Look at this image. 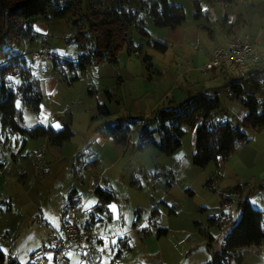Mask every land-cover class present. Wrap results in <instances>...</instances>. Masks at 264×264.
Listing matches in <instances>:
<instances>
[{"label":"rangeland","instance_id":"1","mask_svg":"<svg viewBox=\"0 0 264 264\" xmlns=\"http://www.w3.org/2000/svg\"><path fill=\"white\" fill-rule=\"evenodd\" d=\"M73 1L77 3L70 14L36 21L31 32L32 39L23 37L19 44L13 46V53L20 54L25 61V64H16L22 75L5 77L1 74L8 85L18 91L15 107L21 116L22 127L29 129L37 124L48 125L50 121L70 120L73 131V136L64 143L60 154L57 148L48 141L45 143L41 137L15 133L3 126L0 120V162L3 164L0 169V248L4 252L3 264H16L22 254L21 250H15L16 243L11 241V237L12 226L18 219L17 209L23 198H28L34 204L50 200L51 207L56 209L71 188L86 197L90 193L89 186L96 182L114 192V199L123 210V220H110L107 215H100L102 221L98 223L94 236L88 239L85 257L79 260L74 252H70L69 264L208 262L212 252L220 249L224 236L239 218V192L234 190L232 180L224 175L219 182L206 181L214 165L209 162L199 175L190 177L188 184L183 183V179L175 183L166 196L174 200V212H169L170 205L152 197L153 193L158 198L165 195L163 178L162 183H154L144 178L141 171V168L149 170L159 162L168 163L169 158L154 148L152 140L137 148L140 144L139 130L143 119L154 116L159 107L179 104L200 90L203 72L196 62L199 51L209 54L213 48L226 44L227 34H236L237 37L247 33L251 39H264V0H168L183 9L184 20L175 28L154 24L149 8L158 0H128L123 6L133 16L127 25L129 45L124 43L118 50L116 62L107 58H90L82 71L71 69L66 61L76 64L80 55L90 54L94 40L89 18L103 7L101 0ZM74 23L80 24L81 32L86 36L81 40L84 46L75 39L78 30ZM205 25L211 27L212 34L200 28ZM140 27L146 31V35L140 32ZM156 41L166 46L164 51L153 45ZM42 48L55 57L44 60L33 58V52ZM256 51L264 57V40L260 46H256ZM54 63L58 66L55 70ZM255 64L253 67L257 68V73L247 74L243 77L245 79H236L243 89L239 96L230 94L222 83L233 81L232 73L225 77L221 75V83L219 79L211 80L215 87L205 92L217 95L220 100L223 112L216 114L217 119H226L232 114L237 117L239 112L234 111L237 108L235 103L243 105L242 97L248 94L256 98L260 109V103L264 100V60ZM24 67L40 89L38 111L24 107L20 99L18 85L23 84V80H30ZM55 76L61 77V82L49 95L45 84ZM188 92L193 94L186 98ZM99 104H104L108 113L100 112ZM122 120L124 124L131 125L127 143L129 150L121 162L106 168L109 165L107 159L112 160L109 152L101 153L99 160L88 156L90 151L104 150V146L94 140L96 134L103 135L100 133L103 126ZM133 120L136 122L133 123ZM156 126L155 122L149 126L153 129L154 140H158ZM182 129V144L177 153L191 162L195 150V126L184 124ZM43 143L46 145L44 156L39 160L35 158V153ZM128 160L135 169L129 167ZM122 162H125L124 169L121 168ZM128 172L138 179L141 188L129 184ZM226 187L229 189L224 193ZM244 193L258 209L264 211V187L251 184ZM9 205L11 211L7 210ZM152 208L158 210L156 224L167 228L168 234L160 238H142L139 230L132 231L135 215H139L136 224L142 223ZM51 214L59 218L55 212ZM149 227L154 226L150 224ZM31 231L25 228L22 233V228L19 229L18 234L22 233L21 243L30 238ZM121 232L125 233L120 235ZM124 235L131 247L121 249L116 256L118 247L113 241ZM182 235L184 237L180 238ZM41 264L52 262L44 260ZM229 264H264V249L257 245L242 246Z\"/></svg>","mask_w":264,"mask_h":264},{"label":"trees","instance_id":"2","mask_svg":"<svg viewBox=\"0 0 264 264\" xmlns=\"http://www.w3.org/2000/svg\"><path fill=\"white\" fill-rule=\"evenodd\" d=\"M127 1H100L103 9L93 12L89 18L94 40L92 50L88 56L80 55L76 64L66 61L71 69L84 70L90 58L95 60L107 58L111 62H116L118 50L124 43L127 45L130 43L127 25L133 20V16L131 11L124 10L123 5ZM76 3L77 1L73 0H0V120L3 126L15 133L30 137H45L46 141L53 144H60L73 136L69 125L57 131L41 125L29 129L22 127L20 125L21 116L15 107V100L19 96L18 91L11 88L4 78L7 75H22L16 64H23L25 61L20 54L13 53V46L19 44L23 37L29 36L32 39L33 24L49 17H65L73 11ZM149 14L154 24L159 27L175 28L184 20L182 7L171 4L168 0L153 2L149 8ZM74 24L77 25L78 30L75 39L81 42V46H84L81 40L86 36L81 32L80 24ZM140 32L146 35L142 27H140ZM153 45L161 51L166 48L158 41ZM56 67L58 66L54 63L53 68L56 69ZM222 69L226 68L222 66ZM19 86L23 106L38 111L41 95L39 90H36L37 83L28 79L23 80V84L20 83ZM226 87L233 95L239 96L243 93L238 81L233 80L227 83ZM242 102L248 112L240 119L228 116L226 119H217L216 114L223 112L220 108V100L217 95L212 96L205 91L197 92L174 106L159 107L154 116L143 119L139 130L140 144L137 148H142L144 143L152 140L153 145L159 151L170 155L181 146V138L184 134L182 126L187 124L195 126V150L191 156L193 165L205 167L218 156L226 158L237 143L246 141L247 135L242 128L264 126V100L260 103V109L258 101L251 94L242 97ZM98 109L104 114L108 113L104 104H99ZM154 122L157 125L158 140L152 138L153 129L149 127ZM130 129L131 125L124 124L122 120L105 124L100 133L112 137L118 143L125 144ZM234 190L239 192L241 187L236 186ZM95 192L102 203L109 202L113 198V193L109 190L97 187ZM238 207L240 209L239 218L224 236L220 249L212 252L206 264H229L240 247L260 245L264 241V227H262L264 211L254 208L246 198L238 201ZM161 230L165 229L160 228L157 232L160 233ZM3 262L4 253L0 249V264Z\"/></svg>","mask_w":264,"mask_h":264},{"label":"crops","instance_id":"3","mask_svg":"<svg viewBox=\"0 0 264 264\" xmlns=\"http://www.w3.org/2000/svg\"><path fill=\"white\" fill-rule=\"evenodd\" d=\"M172 4L180 6L177 3H172ZM34 24H33V28H34ZM44 26L45 25H43V27ZM200 28H204L208 30L210 34H212L211 27H208L205 25V26H200ZM234 37H236V34H227L226 41L228 42ZM250 39H251V36H250ZM262 40L264 39L262 38L251 39V42L255 45V48H256L257 45L260 46V44L262 43ZM212 50L209 52V54H205L199 51L198 58L196 60L197 66L201 67L202 65H204V63L210 58ZM261 60H264V57L261 56L257 62ZM253 65H256V64L255 63L250 64L243 70L242 68L225 70V69H222V67L205 70L202 73V81H201L202 83L199 86L200 90H197L195 94L200 91H207L211 88H214L215 84L214 82H211V80L215 81L219 79L221 83V75L225 77L232 73L234 76V80L236 81V79L246 77L247 74L254 73V72L257 73L256 71L258 70L257 68H254ZM25 67H24V70L27 71ZM29 78H30V81H32L33 78L30 75H29ZM59 78L61 80V77L55 76L46 81L45 88L49 95L59 87L60 82H61ZM205 82L207 83L205 84ZM226 82L227 81L222 82L224 86H226ZM225 89L230 94L233 95V93L229 91L228 87H226ZM38 90L40 93L39 87H38ZM192 94H193L192 92H188L187 94L188 96L186 95V98L190 97ZM235 105L237 106V108L234 109V111L239 112V115L237 117L234 116L233 114L229 116L235 119H240L244 115L247 114L248 109L244 104L240 105L239 103H235ZM38 125H41L44 127H51L53 130L57 131L63 128L65 125L70 126V120L69 121H59V120L50 121L48 125L37 124L32 127H35ZM56 125H59V128H57ZM32 127H29V128H32ZM243 131L247 135L246 141L237 143L235 145L234 150L231 152V154H229L228 157L221 158L220 156H218L215 160L211 161L212 164L214 163L213 170L209 173L210 175H208V178L206 179V181L207 180L208 182L214 181L216 183L221 180V177L223 178V175L226 176L227 178L232 180L233 182L232 185L234 186V188L236 186L241 187V190L239 191V195H240L239 200L246 198L254 208H257V206L253 204L251 198L249 196H245L244 192L245 190L249 189V185L251 184H258L259 187H264V126H261L259 128L245 127L243 128ZM41 138L46 143V138L45 137H41ZM95 139L99 143L100 146H104V150L99 151V152L90 151L91 154L88 157L90 158L95 157L94 160H99V158L101 157V153L104 154V152H109L110 153L109 155H111L112 160L107 159V161L109 162V165L106 166V168H109L111 166L113 167L119 162H121L120 160L125 156V154H127L129 150L128 145H127V143L129 142V137H128L127 142L123 146H121L118 142H116L110 136H103L100 134H96L94 140ZM67 141L68 140H65L61 142L60 144H53V143H50L49 141L48 142L51 145H53V147L57 148L61 154L63 151L64 143ZM58 150L56 151L57 154H59ZM177 152H178V149L174 153L167 155L169 158L168 163L166 161L164 163L159 162L157 165L153 166V168L149 170L144 167L141 168V171L143 170V177L146 179L153 180V182L157 181L159 183H162L161 178H163L166 184L165 195H162L160 196V198H158L157 196H154L155 193H153L152 197L159 199L158 201L160 203H164L167 206L170 205L169 212H174V208L172 206V203L174 200L171 197H166V196L167 194H170L172 188L175 186V183H178L180 182V180L183 179V183L188 184L191 180L190 177L199 175V173L202 172V168H205V167H198V166L191 164L190 160H188L186 157L179 155ZM157 158H160V155H157ZM128 163H129V167H132L134 169L136 168L135 166H132L130 164V160H128ZM2 166L3 164L0 162V169L2 168ZM124 167H125V162H122L121 168L124 169ZM128 182L131 186L139 185V187L141 188V184H138V179L133 178L131 173L129 172H128ZM98 184L100 183L96 182V183H92L89 186L90 193L86 197H83L82 194H79L74 188H71L67 196L66 197L64 196L61 198V200L59 201L58 207L56 209H53L54 207H51V204L49 203L50 200L43 204H40V203L34 204L30 202L28 198H23L21 200V204L19 208L17 209V213H16L18 216L17 217L18 219L14 226H17V227L14 230V226H12L13 233H12L11 241L16 243V247H15L16 251L17 250L22 251L21 257L20 258L18 257V260L21 262L17 260L16 264H39V263L41 264L44 260H48V262H52V264H56L54 262L52 253L49 250L45 249L44 252L38 256H34V252L41 247L48 246L49 237L58 232L59 228L64 222L66 208L71 203H75L81 206L82 208V213L80 214L81 221L82 223L87 224V226L89 227L90 229L89 237L94 236L95 234L94 232L96 230L98 223L102 221L101 216L107 215L108 219L110 220H116V219L123 220V210L116 203V200L114 199L115 198L114 192L110 189H107L108 187L102 186L101 184L98 185ZM99 186L100 188L109 190L113 193V198L109 202L102 203L100 201L98 195L95 192V189ZM228 187H231V184H228ZM228 189L229 188L226 187L223 192L225 193ZM220 192H221V187H220ZM113 206L115 210H113ZM11 209L12 207L11 205H9L7 207V210L11 211ZM92 210L94 211V214L90 215V212ZM0 211H1V207H0ZM51 212H55V214H57L59 218L58 219L54 218ZM157 215H158V210L156 208H152L146 220L142 223L139 222L136 224V222H138V219H139V215L138 213H136L135 220L133 222L134 228L132 229V231L136 229L139 230V233L142 234L143 236L142 238L147 237V236L151 238L154 236H156V238L166 236L168 234V229L165 227L158 226L156 224ZM150 224L154 227L152 228L149 227ZM21 228H22V233L25 228H30L32 230L30 233V238L26 240L24 243H21L22 238L20 236L22 235V233L18 234V231ZM160 228L161 229L163 228L165 230L164 231L161 230L162 232L158 233L157 230ZM124 233L125 232H121L120 235ZM183 237L184 235L180 236V238H183ZM113 242H115L113 244L118 247L116 256L119 255V253L121 252V249L127 250V249H130L131 247L126 235L117 237L116 239H114ZM257 246L264 249V241H262L261 244ZM70 252H74L79 260H81L80 258L83 259L86 255V252L83 253L81 252V250L77 248H69L65 251V254L68 257L67 264L70 263V258L68 255Z\"/></svg>","mask_w":264,"mask_h":264},{"label":"built area","instance_id":"4","mask_svg":"<svg viewBox=\"0 0 264 264\" xmlns=\"http://www.w3.org/2000/svg\"><path fill=\"white\" fill-rule=\"evenodd\" d=\"M32 57L39 60L51 59L54 54L48 53L46 48L35 51ZM261 56L258 55L255 45L250 40V35L245 33L237 36L224 45L215 47L210 58L200 67L201 73L219 67L226 69H241L244 66L256 63ZM46 145L43 143L40 150L35 153V158L40 159ZM81 206L72 203L65 211V219L58 232L49 237V244L41 247L34 252L38 256L45 249L52 253L56 264H67L68 257L65 251L69 248H77L81 252H86V244L90 236V229L87 224L82 223L80 214ZM94 211L90 212L93 215Z\"/></svg>","mask_w":264,"mask_h":264},{"label":"snow or ice","instance_id":"5","mask_svg":"<svg viewBox=\"0 0 264 264\" xmlns=\"http://www.w3.org/2000/svg\"><path fill=\"white\" fill-rule=\"evenodd\" d=\"M56 127L59 128V125H56ZM113 210H115V209H114V206H113ZM113 243H115V242H113Z\"/></svg>","mask_w":264,"mask_h":264}]
</instances>
